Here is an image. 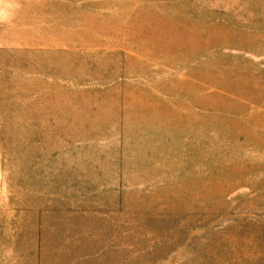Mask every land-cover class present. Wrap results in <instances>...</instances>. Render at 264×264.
<instances>
[{
  "label": "rangeland",
  "instance_id": "rangeland-1",
  "mask_svg": "<svg viewBox=\"0 0 264 264\" xmlns=\"http://www.w3.org/2000/svg\"><path fill=\"white\" fill-rule=\"evenodd\" d=\"M0 264H264V0H0Z\"/></svg>",
  "mask_w": 264,
  "mask_h": 264
}]
</instances>
